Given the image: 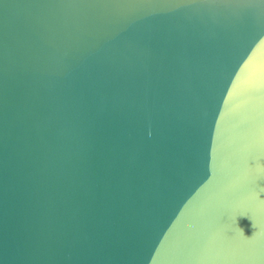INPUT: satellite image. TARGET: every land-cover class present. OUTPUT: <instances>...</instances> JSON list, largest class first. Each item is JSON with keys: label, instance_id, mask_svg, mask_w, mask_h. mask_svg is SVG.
Segmentation results:
<instances>
[{"label": "water", "instance_id": "95a60500", "mask_svg": "<svg viewBox=\"0 0 264 264\" xmlns=\"http://www.w3.org/2000/svg\"><path fill=\"white\" fill-rule=\"evenodd\" d=\"M0 264H264V0H0Z\"/></svg>", "mask_w": 264, "mask_h": 264}, {"label": "clouds", "instance_id": "9594fccd", "mask_svg": "<svg viewBox=\"0 0 264 264\" xmlns=\"http://www.w3.org/2000/svg\"><path fill=\"white\" fill-rule=\"evenodd\" d=\"M240 231H241V233L243 234V231H242V229H240Z\"/></svg>", "mask_w": 264, "mask_h": 264}]
</instances>
